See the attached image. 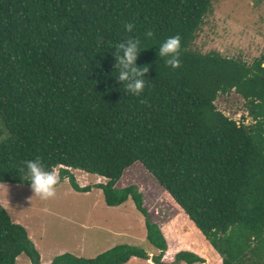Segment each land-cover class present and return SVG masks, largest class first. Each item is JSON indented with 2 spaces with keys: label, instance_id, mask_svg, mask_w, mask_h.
Masks as SVG:
<instances>
[{
  "label": "trees",
  "instance_id": "trees-1",
  "mask_svg": "<svg viewBox=\"0 0 264 264\" xmlns=\"http://www.w3.org/2000/svg\"><path fill=\"white\" fill-rule=\"evenodd\" d=\"M211 7L212 0H0V182L30 184L22 162L36 157L46 170L63 164L97 174L107 180L95 185L107 205L130 197L144 215L146 241L159 250L154 263L184 247L168 233L182 213L213 249L202 256L200 247H184L192 251H177L174 261L264 264V55L248 64L193 49ZM177 34L174 69L158 48ZM128 37L141 41L137 66H150L140 96L114 73L115 47ZM231 90L252 123L216 107L218 94ZM138 162L181 209L161 227L135 184L116 185ZM58 175L75 190L92 188L67 169ZM21 253L41 264L26 228L0 202V264ZM132 256L148 253L123 243L90 258L63 252L49 264H125Z\"/></svg>",
  "mask_w": 264,
  "mask_h": 264
},
{
  "label": "rangeland",
  "instance_id": "rangeland-1",
  "mask_svg": "<svg viewBox=\"0 0 264 264\" xmlns=\"http://www.w3.org/2000/svg\"><path fill=\"white\" fill-rule=\"evenodd\" d=\"M191 46L201 53L215 50L248 64L260 58L264 55V0H212L211 10L204 15ZM214 103L225 115L238 122H253L247 113L245 100L233 90L218 94ZM0 128L4 129L1 119ZM69 172L79 186L81 183L95 187L97 183L107 181L102 176L74 168ZM59 182L55 197L49 200L33 197L30 184L0 182V202L11 218L26 228L40 254L41 264L62 252H76L80 254L78 256L90 258L117 244L143 248L148 245L145 240V217L130 197L119 205L109 206L98 189L83 192L75 190L67 178ZM128 184L138 187L143 206L160 227L169 223L175 213H180L181 209L174 199L141 163L128 167L116 185ZM169 233L183 241L184 247L196 245L204 254L212 249L182 213L172 222ZM152 253L156 255L159 251ZM220 262L221 259L214 264ZM14 264L31 262L26 254L21 253ZM131 264L144 263L135 261ZM170 264L179 262L172 259ZM196 264L210 263L205 260Z\"/></svg>",
  "mask_w": 264,
  "mask_h": 264
},
{
  "label": "clouds",
  "instance_id": "clouds-1",
  "mask_svg": "<svg viewBox=\"0 0 264 264\" xmlns=\"http://www.w3.org/2000/svg\"><path fill=\"white\" fill-rule=\"evenodd\" d=\"M134 27L132 23L124 25L125 30L129 33L133 31ZM145 35L152 37L153 33L149 30ZM140 43L141 41L138 38L128 37L116 45L114 52V73H118V75H115L116 80L123 83L128 93L136 96H140L143 93L146 86L144 77H146L150 69L149 65L143 67L137 66V59L141 52ZM180 55L181 37L179 34L166 38L158 48L159 58H163L165 64L174 69L181 66ZM22 163L27 169L26 177L34 193L33 197H38L41 200L54 198L56 195V185L60 181L56 169L46 170L41 157H36L34 160ZM20 171H23V169H20ZM22 178L24 179L25 177Z\"/></svg>",
  "mask_w": 264,
  "mask_h": 264
},
{
  "label": "crops",
  "instance_id": "crops-1",
  "mask_svg": "<svg viewBox=\"0 0 264 264\" xmlns=\"http://www.w3.org/2000/svg\"><path fill=\"white\" fill-rule=\"evenodd\" d=\"M75 169H77V168H75ZM79 170V169H78ZM83 171V170H82ZM88 173V172H87ZM91 175H97V174H92V173H90ZM64 180V179H63ZM62 180V181H63ZM96 182V181H95ZM60 183V182H59ZM80 183V182H79ZM84 185V184H83ZM81 183H80V186H83ZM91 189H98V191L99 192H101L102 193V189H100V188H97V187H92ZM112 233H114V232H112ZM29 236V235H28ZM146 236V235H145ZM30 237V236H29ZM30 239H31V237H30ZM32 240V239H31ZM145 240H146V238H145ZM205 241L207 242V243H209V241L208 240H206L205 239ZM147 242V241H146ZM34 243V242H33ZM148 243V242H147ZM209 245L211 246V244L209 243ZM145 249H146V251H147V253H148V258L147 259H144V258H141V257H138V256H132V257H130V259L125 263V264H131L132 262L134 263L135 261H140V262H143L144 264H155L153 261H152V256H153V253L152 252H158L159 250L157 249V248H155V247H153L151 244H149L148 243V245H146V247H144ZM211 248L213 249V247L211 246ZM168 250V249H167ZM167 250L164 252V255H163V262H165V263H167V264H170V262L172 261V259H173V261H174V255H175V253L177 252V251H179V250H191V249H188V248H184V247H180V248H178V249H175V251L171 254H169V255H167ZM192 251V250H191ZM194 252V251H193ZM216 252V251H215ZM63 253V252H62ZM196 253V252H195ZM59 254H61V253H59ZM72 254H74V255H76V256H78V255H80L79 253H76V252H73ZM198 254V253H197ZM217 254V253H216ZM166 256H168L167 258H166ZM171 260V261H170ZM52 261V257H50L46 262H43L44 264H49L50 262ZM149 261V262H148ZM150 261H151V263H150ZM185 263V262H183V261H179V264L180 263ZM196 263H198V262H196ZM196 263H193V264H196ZM185 264H187V263H185Z\"/></svg>",
  "mask_w": 264,
  "mask_h": 264
},
{
  "label": "built area",
  "instance_id": "built-area-1",
  "mask_svg": "<svg viewBox=\"0 0 264 264\" xmlns=\"http://www.w3.org/2000/svg\"><path fill=\"white\" fill-rule=\"evenodd\" d=\"M56 169L57 173H59L60 169H67V170H70L72 167H69V166H66V165H63V164H59L57 165L56 167H53ZM80 170V169H79ZM66 179V178H65Z\"/></svg>",
  "mask_w": 264,
  "mask_h": 264
},
{
  "label": "bare ground",
  "instance_id": "bare-ground-1",
  "mask_svg": "<svg viewBox=\"0 0 264 264\" xmlns=\"http://www.w3.org/2000/svg\"><path fill=\"white\" fill-rule=\"evenodd\" d=\"M169 228H170V227H169ZM168 233H169V230H168ZM169 234H170V233H169ZM170 235H171V234H170ZM175 237H176V236H175ZM209 250H211V249H208L207 252H208ZM207 252H206V253H207ZM200 253H201L202 256H205V255H206V253H205V254H204L203 252H200ZM167 254H168V253H167Z\"/></svg>",
  "mask_w": 264,
  "mask_h": 264
}]
</instances>
